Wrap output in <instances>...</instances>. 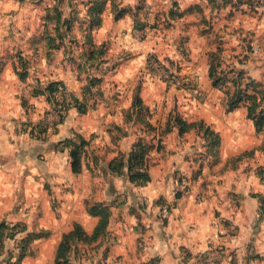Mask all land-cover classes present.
I'll use <instances>...</instances> for the list:
<instances>
[{
    "label": "crops",
    "instance_id": "obj_1",
    "mask_svg": "<svg viewBox=\"0 0 264 264\" xmlns=\"http://www.w3.org/2000/svg\"><path fill=\"white\" fill-rule=\"evenodd\" d=\"M210 1L178 0L180 12L173 17L171 0H147L153 4L147 20L155 23L150 32L136 27L128 11L116 18L110 1L101 23L91 28L80 0L74 6L53 0L61 21L71 20L67 34L62 23L47 19L55 15L51 2L44 10L33 9L34 16L46 14L47 23L31 27L30 42L22 41L19 25H0L5 34L0 38L6 40L0 41L5 64L0 73V223H22L27 229L15 236L27 243L19 264H55L63 214L67 227L78 222L91 233L98 218L86 210L89 196L107 204L111 216L106 234L91 245L96 247L92 255L75 264H264V130L256 129L246 107L229 111L225 103H213L219 100L212 98L216 93L209 83V51L217 32L235 58L227 60L229 66L264 79V6L237 10L217 0L222 5L213 9ZM102 46L99 61L86 63L90 49ZM19 48L26 50L28 55H20L31 67L26 82L11 66ZM153 54L180 77L195 81L197 89L165 86L147 70ZM90 78L99 82L85 91ZM50 81L62 83L70 94L61 122L50 114L46 96L34 94ZM198 91L201 101L194 98ZM137 97L141 105L135 104ZM76 101L87 110L81 112ZM171 113L203 121L219 142L213 145L195 129L180 135L173 127L161 150L148 156L151 180L132 182L134 145L156 144ZM77 135L88 141L78 174L65 145ZM36 227L50 231L41 234ZM15 240L0 235V264H6Z\"/></svg>",
    "mask_w": 264,
    "mask_h": 264
},
{
    "label": "trees",
    "instance_id": "obj_2",
    "mask_svg": "<svg viewBox=\"0 0 264 264\" xmlns=\"http://www.w3.org/2000/svg\"><path fill=\"white\" fill-rule=\"evenodd\" d=\"M222 1H224V3L232 2V0ZM105 3L106 2L104 0H94L91 3V6L88 7L87 14L91 21V28L101 23L100 14L105 8ZM127 11L128 10L126 9H120L119 14H116V18H120ZM54 13V16H47V19H55L57 24L62 23L64 27L63 30H65L64 33L67 34V32L70 30L71 20L65 19L61 21V13L59 12L58 8H55ZM57 27L59 26L57 25ZM57 32L58 34H60L58 30ZM59 37L61 38V36ZM49 38L53 39L54 37L52 35H49ZM218 51H221L220 57L222 59L223 49L221 48V46L219 47ZM104 52V46L97 49H90L86 56L85 62L93 65V63L99 61ZM214 55L215 54H212V56ZM240 62L242 64V62L244 61L240 60ZM211 65L209 68V76L213 80V85L215 87L220 84L227 83L234 86V89H228L226 93V96L228 97L226 102L227 110L231 111L241 106L246 107L248 117L253 120L256 129L259 131L264 130V88H261L260 83L247 76L246 72L242 68L235 67V69H233L234 67L232 66L222 68L220 63L219 65L216 64V67L213 65V63ZM218 66L221 67V69L218 71L219 75L217 76L215 75V71L216 69L218 70ZM98 82L99 79L90 78L85 91L90 90L91 87H94ZM61 87H63L62 83L50 81L42 89L35 90L34 94L44 95L46 96L50 104H54L58 100V92ZM76 104L81 112H85L87 110L85 103L76 101ZM135 104L141 105V100L139 97L135 98ZM146 125L150 130L154 132L157 131V128L149 123V121L146 122ZM173 127H177L179 129L180 135H183L184 133L195 129L202 134L205 140H211L213 145L219 142L218 133L211 130L209 126H207L203 121H188L184 119L183 116H181L179 113H171L167 118V122L162 133H159L158 138L155 137L156 144L146 141L144 142L141 140L134 145L129 158V174L130 180L132 182L146 183L151 180V177L148 173V156L154 149H157L158 151L161 150L163 136L171 131ZM36 128H38V131L41 134H44L46 132L45 127ZM65 145L70 148L72 170L74 173L78 174L82 170V158L85 152V147L88 145V141L83 137L77 135L76 139H67L65 141ZM88 212L90 213V215L98 218L93 231L91 233H88L80 223H76L72 230L64 233L55 252V264H71L70 256L72 253L73 241L92 244L106 234L111 216L110 207L107 204L96 202L92 206L88 207ZM23 256L24 252L20 254L19 261Z\"/></svg>",
    "mask_w": 264,
    "mask_h": 264
},
{
    "label": "rangeland",
    "instance_id": "obj_3",
    "mask_svg": "<svg viewBox=\"0 0 264 264\" xmlns=\"http://www.w3.org/2000/svg\"><path fill=\"white\" fill-rule=\"evenodd\" d=\"M94 0H80V2L82 4H84L85 8L90 7L91 3ZM98 1H103V0H98ZM106 3L107 2H111L112 3V7L114 8V12L115 15L119 14V10L120 9H126L128 10V12H130L131 15H135V26L140 28V30H144L147 31L149 30V32L153 29V26H155V23L150 22L147 20V18L149 17L148 15L150 14V6H152L153 4H148L147 0H138V2H136L135 4L132 5H128V6H123L122 5V1L123 0H104ZM246 3V7L248 8H254L256 6H264V0H243ZM51 2V6L52 8H56V5L53 4V0H0V25H19L17 27V29H19V33L22 35L21 39L22 41H27L30 42L34 36V32L33 30H31V27L33 26H37L40 25L41 27H43L47 21H45L46 18V14H44V16H34L33 14V9L34 8H41V9H45V6L48 5ZM74 0H68V4L69 6H74ZM171 4L170 8H168V14L170 16L176 17L177 13L180 12L179 11V3L178 0H171ZM63 5V2H61ZM211 6L213 7V9H219L222 5V2L219 4V2L217 0H211L210 1ZM230 5H232V8H237V10H239L238 8V3L237 0H232V2L229 3ZM35 5V6H34ZM54 5V6H53ZM157 6V5H156ZM155 6V7H156ZM63 7V6H62ZM117 9V10H116ZM173 17H171V19H173ZM146 19V20H145ZM50 22H55V19L49 20ZM24 29V30H23ZM0 30H3L2 28H0ZM39 30V29H38ZM148 33V32H147ZM218 33V32H217ZM214 33L213 36V47L211 48V50L209 51V68L210 65L213 63V65L216 67V64L221 65L222 68H227L229 67V65H233L230 64L231 61L227 62V60H235V58L233 57L232 52L230 51V49L226 50L221 46L220 43V33L217 34ZM5 34H2V31L0 32V37L3 38ZM15 36V34H12V32H8L6 34V36ZM247 37H249V35H247ZM0 38V41L2 43H4V41L6 40H2ZM221 46V48L223 49V56L222 59L220 57L221 51H218L219 47ZM27 47V46H26ZM1 48H0V53H1ZM20 53H24L25 55H28L26 53V50H24L23 52L21 51V48L17 49V51H15L16 54V58L14 59L13 63H12V69L13 71L17 74V78L21 81H25L27 80V77L29 76V69L31 68L29 65V62L26 58H21ZM212 54H215L214 56H212ZM232 55V56H231ZM27 57V56H26ZM155 57V58H154ZM227 58V59H226ZM22 59V61H21ZM152 59H158L154 54L150 55L148 57L147 60V70L157 74L160 78V81L165 84V86H167L166 84V77L169 75H177V72L175 71V67L173 66H168V64H163V62H161L159 59V63H153L152 65L151 60ZM212 61V63H211ZM219 62V63H218ZM211 63V64H210ZM5 64L0 62V73L3 71ZM212 66V65H211ZM221 67L218 66V70L216 69L215 71V75H219L218 71L221 69ZM234 67L233 69H235V65L232 66ZM210 77V76H209ZM182 78V77H181ZM183 82L184 84L181 85L180 87L175 88L176 90H181V91H189V90H193V89H197L194 86L195 81H191V80H186L184 78ZM209 83L211 84L213 91L216 93V95H212V98H218L219 101H212L213 103H225L227 102L228 97L226 96V93L228 91V89H234V86L232 84H220L218 86H214L213 85V80L210 78L209 79ZM258 83H260L261 88H264V79L261 81H258ZM168 87V86H167ZM166 87V88H167ZM170 90V87L167 88V90ZM194 98L198 99L199 101L202 100L203 95H201L198 92L194 93ZM206 97V96H205ZM211 98V99H212ZM213 100V99H212ZM199 121V120H197ZM180 183H182V178H180L179 180ZM94 203H96L94 197L89 196L85 199V204H86V210L88 212V207L92 206ZM61 214V213H58ZM88 214H90L88 212ZM92 216V215H91ZM78 222H72L71 224H69L67 227V222L65 221V217L63 214V222L61 225H63V233L62 236L64 235V233L69 232L70 230H72L75 226V224ZM91 223V221H90ZM82 225V224H81ZM35 231H38L41 234H45L47 232L50 231V229H41L39 227H36L34 229ZM27 229L25 226H23L22 223H16L14 225H11V223H0V235L6 236L8 238H12V239H17L15 240V245L12 249L8 250V253L6 255V264H19V256L22 252H26L25 249L27 246V243L24 239L21 238H16L15 236L19 235L20 233L26 232ZM62 238V237H61ZM4 246L3 243H0V246ZM91 243H85V242H77V241H73L72 242V253L70 256V260H71V264H75V260H77L78 258H86L88 259L91 255H92V251L95 250V248L93 246H91ZM24 247V248H23ZM49 259L48 256L45 255V259Z\"/></svg>",
    "mask_w": 264,
    "mask_h": 264
},
{
    "label": "built area",
    "instance_id": "obj_4",
    "mask_svg": "<svg viewBox=\"0 0 264 264\" xmlns=\"http://www.w3.org/2000/svg\"><path fill=\"white\" fill-rule=\"evenodd\" d=\"M237 5L239 9H243L245 7L246 3L243 0H237ZM155 58V57H154ZM153 63H159L158 59H152L151 65ZM166 84L170 87H180L184 84L183 79L177 75H169L166 77ZM70 94L69 91L65 86L61 87L58 92V100L54 104H50V114L54 117L55 121L61 122L66 115L67 109L70 105ZM183 182V181H182ZM164 213L169 212V208L163 209Z\"/></svg>",
    "mask_w": 264,
    "mask_h": 264
}]
</instances>
